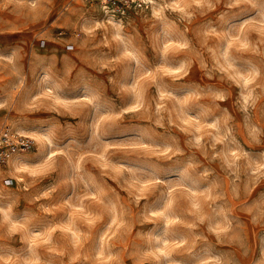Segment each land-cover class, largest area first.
Listing matches in <instances>:
<instances>
[{
  "label": "rangeland",
  "instance_id": "rangeland-1",
  "mask_svg": "<svg viewBox=\"0 0 264 264\" xmlns=\"http://www.w3.org/2000/svg\"><path fill=\"white\" fill-rule=\"evenodd\" d=\"M0 264H264V0H0Z\"/></svg>",
  "mask_w": 264,
  "mask_h": 264
},
{
  "label": "built area",
  "instance_id": "built-area-1",
  "mask_svg": "<svg viewBox=\"0 0 264 264\" xmlns=\"http://www.w3.org/2000/svg\"><path fill=\"white\" fill-rule=\"evenodd\" d=\"M95 5L108 12L111 16L125 15L130 10H147L164 0H89ZM33 140L29 137L5 130L0 134V166L5 165L11 155L31 149Z\"/></svg>",
  "mask_w": 264,
  "mask_h": 264
},
{
  "label": "bare ground",
  "instance_id": "bare-ground-1",
  "mask_svg": "<svg viewBox=\"0 0 264 264\" xmlns=\"http://www.w3.org/2000/svg\"><path fill=\"white\" fill-rule=\"evenodd\" d=\"M106 14H108V15H111L110 13H108V12H105Z\"/></svg>",
  "mask_w": 264,
  "mask_h": 264
}]
</instances>
